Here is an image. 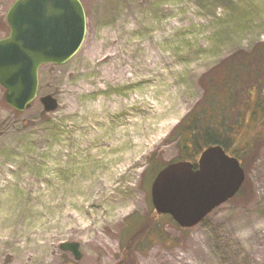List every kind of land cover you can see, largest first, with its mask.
Segmentation results:
<instances>
[{"label":"rangeland","instance_id":"rangeland-1","mask_svg":"<svg viewBox=\"0 0 264 264\" xmlns=\"http://www.w3.org/2000/svg\"><path fill=\"white\" fill-rule=\"evenodd\" d=\"M15 1L0 0V39L10 32ZM80 1L84 43L66 63L41 66L31 106L13 109L0 85V264H174L182 257L264 264V144L241 161L239 196L191 228L164 218V242L124 250L133 217L153 214L150 188L160 165L152 173L150 157L163 165L177 159L169 135L202 98L209 73L264 44V0ZM145 52L162 56L157 71H144ZM129 71L134 80L117 82ZM46 95L58 101L53 112L41 101ZM132 96L146 102L116 113L83 110L88 120L81 118L88 104ZM113 131L122 134L110 154L102 147ZM94 181L99 194L87 191ZM64 242H78L82 258L63 251Z\"/></svg>","mask_w":264,"mask_h":264},{"label":"water","instance_id":"water-1","mask_svg":"<svg viewBox=\"0 0 264 264\" xmlns=\"http://www.w3.org/2000/svg\"><path fill=\"white\" fill-rule=\"evenodd\" d=\"M8 36L0 39V85L5 101L24 111L37 98L39 70L64 64L82 47L87 17L80 0H16L7 13ZM47 112L58 107L52 95L41 98ZM246 179L238 158L220 145L204 149L198 167L190 161L168 163L151 184L158 214L172 216L182 228L201 223L214 209L232 199ZM63 251L82 258L78 242H64ZM74 264V263H72Z\"/></svg>","mask_w":264,"mask_h":264},{"label":"trees","instance_id":"trees-1","mask_svg":"<svg viewBox=\"0 0 264 264\" xmlns=\"http://www.w3.org/2000/svg\"><path fill=\"white\" fill-rule=\"evenodd\" d=\"M208 76L202 98L169 135L179 149V157L173 162L190 161L195 168L202 151L209 146L220 145L243 161L264 144V44L231 55ZM150 159L152 173L158 165L157 173L166 165L152 162L154 157ZM152 209V215L129 217L134 216L136 224L127 229L131 234L125 252H141L149 244L164 242V218L177 225L170 216L157 214L153 206ZM153 232L156 235L150 239Z\"/></svg>","mask_w":264,"mask_h":264},{"label":"bare ground","instance_id":"bare-ground-1","mask_svg":"<svg viewBox=\"0 0 264 264\" xmlns=\"http://www.w3.org/2000/svg\"><path fill=\"white\" fill-rule=\"evenodd\" d=\"M130 50H133V49L130 48ZM112 53L113 52L108 54L104 59L101 60V62L103 60L108 59L109 56L114 57V55H112ZM143 58H144L143 62L145 65V67L143 69L145 72H147L148 70L157 71L159 69L161 63H162L161 62L162 56L161 55L160 56L154 55L151 52H149V53L145 52ZM115 67H118V64ZM110 75L111 74L109 72H107V79L108 80H109ZM134 79H135V75L131 71H129V72H126L125 76L122 79L118 80L117 82H119L120 84H126L128 81L134 80ZM88 90L89 89H86V90H84V92H87ZM132 97L133 98H129L127 100L101 99V100H99V102H97L95 104H88V106H85L82 109L81 118L84 121L88 120V118L87 119L84 118L86 116V113H84L83 110H89V111H91V113L94 112V113H97L98 115L102 114L103 112H105V113H116L118 111H122L123 109L129 108L130 106L134 107L138 104H144L146 102V99L144 97L139 98V101H138V98H135L134 96H132ZM90 120H91V118H90ZM121 134L122 133H120L119 131H116V132L113 131L112 134H110L108 136L107 140L105 141L104 147H102V148L107 149V151H109V152L111 151L110 152V154H111L113 149L115 148V145L113 144V142L115 141V139L117 137H120ZM126 134H127V131H126ZM126 141H128V139ZM88 153L91 155H94V153H96V151L92 152V150L89 149ZM108 180H110V179H108ZM100 185H101L100 182L98 183V182L94 181L93 184H91L89 186V189L87 188V191L92 190L93 193L99 194L98 193V187H100ZM110 187H112L111 184H107V185H105L104 189L106 190L107 188H110ZM98 198H99L98 195L95 196V198H93V202H95V200H97ZM110 202L111 201L105 200V203L107 205H109ZM111 207L112 208L110 210V213H113V211L116 210V208L118 206L116 204H113ZM95 218H97L96 215H95ZM94 223L95 222H92L88 228H90ZM182 258H179L177 260H173V263L174 264H191V262H185Z\"/></svg>","mask_w":264,"mask_h":264}]
</instances>
